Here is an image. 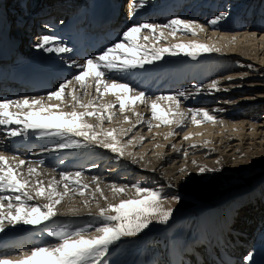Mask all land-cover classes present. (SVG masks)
<instances>
[{
  "label": "bare ground",
  "instance_id": "6f19581e",
  "mask_svg": "<svg viewBox=\"0 0 264 264\" xmlns=\"http://www.w3.org/2000/svg\"><path fill=\"white\" fill-rule=\"evenodd\" d=\"M45 1L48 4L42 3L39 6L38 2L36 5L35 3L29 5L30 10L27 11L25 0H14V4H10L7 0H0V45L7 44L16 49L17 35L19 36L16 26L24 25L27 19L31 20L33 16H36L37 21H40V27H34L36 31L38 30L37 36L34 39H32L33 36H28L26 39L23 36L28 44L26 49L29 53L22 52L21 57L43 60L53 75L65 78L66 82L79 74L81 71L79 66L86 62H80L70 52L49 53L37 47L44 36H50L44 13L34 14L40 7L46 10L53 0ZM149 1H147V5L137 8L132 15L122 14L121 20L132 26L141 23L164 25L171 19L179 17L185 21H196L203 25L204 30L199 31L196 35L178 32L173 36L172 30L166 29L165 38L157 40L152 37L149 30L145 29L138 35L139 43H147L149 47L152 44H156L157 47H170L181 42L195 41L218 48L219 51L199 52L195 59L184 53L176 55L166 53L161 60L146 64L149 66L148 69L137 68L123 72L104 70L105 80L126 83L135 93L144 92L147 101V103H137L135 106L129 105L123 113L120 112L117 104L112 109L116 115L111 121L120 120L119 124H122L120 127L116 125V127L106 129L104 123L108 120H104L101 124L97 118L98 124L102 128L95 130L99 132L115 129L120 144L127 146V149H124V156L121 157L111 149L98 145L77 149H57L55 146L65 142L67 137H41V130L36 132L37 150L29 153L28 146L21 147V149L16 146L20 137L29 138V131L27 130L23 136L11 137L8 135V130L13 127L22 129L23 125L0 124V155L8 157L12 163L24 160L26 163L22 166L21 171L25 175H27L29 167L36 168L39 175L33 174L30 177L31 180L39 179L48 184L55 179L60 181L57 185L58 190L63 191V184L67 181L63 180L62 174L67 172L74 175L76 172H81V184L88 185L81 195L79 185L67 182L71 191L56 206L57 215L48 221L56 227L50 228L49 232L58 227L71 230L85 228L87 229L85 235H98L95 228L104 223L97 219L100 210L107 208L109 204L119 203L121 199L136 198V191L132 185L139 184L148 188L152 181H156L159 187L163 186L162 188L168 186L171 189L178 188L179 191L187 189L195 191L196 176L201 174V167H225L224 165L236 167L242 163L240 160L247 154L249 156L258 154L259 157H262L260 153L264 152V119H256V114L260 113L263 107L264 95L259 96L260 99H258L257 96L251 95L253 94L251 93L253 92L252 86H225V83L242 79L227 75L230 67L233 66L230 61L232 55L250 56L257 66L262 67L263 65L262 68H264V0ZM151 1L154 3L152 4ZM134 2L138 3L139 0H133ZM133 3H130V6ZM159 3L160 9L158 11L153 9ZM166 7L172 11L162 16V11ZM179 8L182 9L178 11ZM10 13L13 16L12 19ZM220 13H227V16L217 25L208 23L213 19L212 16H217ZM9 29L15 30L16 36H13ZM257 35L261 37L257 38ZM144 36H149L150 40L144 41L142 39ZM24 39H20V41ZM56 44L60 45L57 41ZM48 46L53 45H45V47ZM1 70L3 68L0 67ZM213 81L217 82L216 88L210 89L209 85ZM0 82L7 84L5 80H0ZM88 83L90 86L86 90L80 88L75 81L72 85L77 93L86 92V94L84 93L86 98L84 103L93 100L97 95L94 81L89 80ZM59 85L60 82H52V88L44 94H26L18 90L9 93L5 89L2 91L5 92L6 100L15 101L25 98L32 100L43 97L46 103L61 104V101L56 99L48 100L49 93L53 92L51 90L54 88L57 90ZM72 87L65 90V98L67 93L71 95ZM197 88L200 89L199 93L196 91ZM180 92L185 93L184 96L179 97L180 111L185 113L184 123L166 125L153 119L150 108L151 101L163 95ZM66 100L63 101L62 110L72 111V105L68 107ZM115 101V95L108 93L98 102L107 104ZM159 103L167 110V101H159ZM199 109L207 110L215 117V120H204L199 125L193 123L192 112ZM10 110L27 111L28 109L13 107ZM76 110L84 111L85 109L77 108ZM136 113L140 115L138 116ZM125 116L130 119L126 121ZM91 118L86 119L88 123L92 124ZM197 119L202 120V115L197 116ZM138 120L142 122L138 123ZM138 126L141 130H137V137H130ZM142 131H145L144 134ZM185 136H190V138L185 139ZM74 138L83 142V138ZM9 140L10 143H8ZM130 140L131 143H129ZM139 145L141 148L136 150L135 148ZM109 160L115 164L108 170ZM130 171H133V174L129 175ZM136 172L144 174L145 178H133L132 176L136 175ZM146 174L153 178L149 179ZM253 179L251 186L237 190L235 196L211 202L204 201L196 210L198 219L196 232L193 227H189V233L179 235L169 241H165L161 235L157 239L149 237L144 239L146 249H144L143 259L140 260L141 264H264V228L261 227L263 222L259 224L253 215H250L246 222V226H250L247 228L229 222L232 219L231 210L236 207L242 194L250 195L249 199L253 201L249 191L261 186L264 196V172L253 176ZM112 185L125 186L126 191L114 193ZM0 195L14 196L16 194L3 192ZM230 200L233 206L228 204ZM46 202L40 199L29 203ZM163 203L167 204L168 201ZM260 203L261 201L256 204L257 207H260ZM110 214L114 213L110 212ZM238 222L241 224V219ZM39 226L41 225L22 223L9 225L5 222L4 230L0 232V244L5 239H10L9 242L13 245L0 249V257L7 256L13 260L21 259L22 256L19 257L21 254L13 255L11 251L25 242L29 244L36 242L34 248L46 246V239L49 241L51 239L41 234L40 229H30V227ZM44 228L42 227V229ZM28 246H24V248ZM248 256H251L250 261L246 259ZM128 264H138L137 259L129 260Z\"/></svg>",
  "mask_w": 264,
  "mask_h": 264
},
{
  "label": "snow or ice",
  "instance_id": "6c2138e0",
  "mask_svg": "<svg viewBox=\"0 0 264 264\" xmlns=\"http://www.w3.org/2000/svg\"><path fill=\"white\" fill-rule=\"evenodd\" d=\"M147 0H139L133 3V11L143 7ZM227 16V13H220L208 21L211 25H217ZM149 30L155 39H164L165 30L171 29L174 36L178 32L190 33L196 35L203 31V25L196 21H185L179 17L173 18L164 25L141 23L129 27L123 33V39L113 46L104 50L99 56L88 59L85 64L80 65L81 71L75 75L72 80H68L59 85L56 91L49 93L48 100L56 99L61 104H50L44 101V98L29 100H6L0 101V124L2 125H23V128H10L8 135L11 137L23 136L28 129L41 130V137L58 136L67 137L63 143L57 144V149L63 148H86L98 145L100 147L111 149L112 152L124 156V146L120 144L116 130L96 131V125L87 122L88 117H97L101 124L104 120L111 121L116 115L112 111L119 105L120 112L123 113L129 105L135 106L137 103H147L145 93H135L126 83H119L116 80L111 82L104 79L105 71H128L137 68H143L146 64H152L161 60L166 53L173 55L184 53L194 59L199 52L219 51L218 48L201 44L199 42L178 43L170 47H157L152 44L138 42V35L143 30ZM144 41H149V36L142 37ZM45 45H53L45 47ZM38 48L52 53H67L71 51L64 45H57L56 38L44 36L42 41L37 44ZM103 69V70H102ZM231 79V78H229ZM89 80L94 81L96 98L84 103L81 95L77 93L75 87H72L73 81L77 82L82 89H87L90 85ZM216 81L210 85V89H215ZM72 87L71 99L73 101L72 111H63V101L65 99V90ZM197 93L200 89L197 88ZM115 95L116 101L107 104H101L98 101L105 94ZM86 94V92H85ZM185 93L169 94L157 97L151 101V115L153 119L159 120L162 124L177 125L184 123L185 113L180 111L179 97ZM159 101H167L168 108H165ZM28 109L27 111H11V108ZM77 108H83L84 111H78ZM136 115H140L136 113ZM202 115V120L197 116ZM125 116V120H129ZM192 122L199 125L204 120L213 121L215 117L207 110H194L191 115ZM138 123L142 122L140 120ZM151 127V122H148ZM127 134L126 132L124 133ZM83 138V142L80 139ZM103 137V139H101ZM110 138V142H109ZM189 139L190 136H185ZM143 139V138H142ZM132 141L130 140L129 143ZM47 150V149H45ZM14 159V158H13ZM24 160H17L12 163L4 155H0V193L11 192L16 195H0V232L5 228V222L9 225H42L50 221L57 215L56 206L61 203L71 189L69 183L79 185L81 195L83 190L88 187L87 184H81V172L63 173L62 178L67 181L63 184V191L58 190L57 185L60 181L53 179L48 184L30 177L39 175L36 168L29 167L27 175L21 168L25 165ZM205 168L201 167L203 173ZM172 187V185H169ZM136 191V198L121 199L119 203L109 204L107 208L100 210L97 219L104 221L101 226L95 228L98 235H85L87 229L79 228L75 230L65 227H58L50 232V235L56 237L60 242L55 246L35 247L31 249L30 254H22L19 260L0 257V264H100L102 258L107 254L109 245L120 240L121 237L134 236L149 225L155 219L158 223L167 224L172 216L171 208H164L163 200L165 199L161 189L144 188L139 184L132 185ZM114 193H124L125 186L112 185ZM99 191V187L97 188ZM43 199L46 203H29L30 201H39ZM179 199V197H172ZM114 213V214H110ZM251 260V256L246 258Z\"/></svg>",
  "mask_w": 264,
  "mask_h": 264
},
{
  "label": "rangeland",
  "instance_id": "374dc122",
  "mask_svg": "<svg viewBox=\"0 0 264 264\" xmlns=\"http://www.w3.org/2000/svg\"><path fill=\"white\" fill-rule=\"evenodd\" d=\"M10 4H14V0H7ZM154 2H152L153 4ZM34 4V0H32L31 2H29V0H25V9L27 11L30 10L29 5H33ZM18 9H23V8H18ZM213 18L215 16H212ZM10 18L12 19L13 16L10 13ZM257 38H260V35H257ZM26 44V42H25ZM230 61L233 64L232 67H230L229 71L227 72V75H232L235 78L241 77L242 79H237L238 81H230V82H226L225 86H252L251 89L253 90V94L254 96H257L258 99H260L259 96L264 95V68L263 65L262 67L257 66L254 63V60L250 57V56H243V55H232L230 57ZM56 90V88H54L51 91ZM49 91V92H51ZM84 92H81V99L84 102L86 100ZM66 97V103H68V107H70L72 104L71 102V95H69L67 93ZM68 101V102H67ZM70 103V104H69ZM70 105V106H69ZM259 114V115H258ZM256 114V119H264V103H263V107L261 108L260 113ZM92 124L96 125L95 129H101V125L98 124V119L97 117H92ZM120 120H114V121H108L104 123V127H106V129L109 128H113V127H120L122 126V124H119ZM140 127L138 126L135 131L130 135V137H137L138 132L137 130ZM141 130V129H139ZM118 132V131H117ZM143 134L145 131H142ZM128 139V138H126ZM130 139V138H129ZM143 143V142H142ZM142 145V144H140ZM138 146L137 148H135L136 150H138L139 148H141V146ZM124 146V145H123ZM124 149H127V146H124ZM260 155L262 157H259V155H251L249 156V154H247L242 160H240L242 163L238 164V166L236 167H226V165L223 166H218V167H207L205 168V171L201 174H198L196 176V187H195V191L191 190V189H187L186 191H179V189L177 188H169L167 187H159L158 184H156V181H152L151 185H149L148 188L151 189H161L163 192V195L165 197V199L163 200V202L168 201L167 204L163 203L164 208H171L172 211V216L175 215V212H179V211H187L185 212V218L179 222V226L177 227V230L182 227V233H184L186 231V229L188 228V231L186 233H189V227H193V229L195 230V232L197 231L198 228V219H197V208L200 207L203 202H211V201H216V200H222L223 198L229 197V196H235L234 194L237 192V190L242 189V188H248L249 186H251V184L253 183L254 179L253 176H256L258 174H261L264 172V152H261ZM239 161V162H240ZM115 164V162L109 160V166L107 167V169L109 170L110 168L113 167V165ZM211 169V170H210ZM142 173H144L143 171H141ZM132 171H130L129 175H131ZM127 174V173H126ZM138 174V175H137ZM136 175L132 176L133 178H139V174H141L140 172L137 173ZM145 174V173H144ZM141 174L142 177L141 178H145V175ZM149 179H152L153 176L146 174ZM260 187V190H259ZM257 187L255 190H251L249 191L251 195V198L253 199L254 202H252V204H250V199L249 196L247 194L245 195H241L239 197V202L236 204V207L233 208V210H231V217L232 219L229 220L230 224H239L240 226H242V228H247L248 226H246V222L249 218L250 215H256L255 217H262V228H264V203H260V207H257L256 204H258V202H260V200L263 199V193H262V187L259 186ZM188 188V187H186ZM258 193V194H257ZM260 194V195H259ZM248 196V197H247ZM172 197H179V199H171ZM255 198V199H254ZM259 198V199H258ZM171 199V201H169ZM258 199V200H257ZM256 202V203H255ZM228 204H231V206H233L231 200ZM170 205V206H169ZM197 206L195 209H193V207ZM255 211V213H254ZM171 216V217H172ZM184 216V215H183ZM189 220L187 222L186 220ZM243 218V219H242ZM197 219V220H196ZM241 219V224L238 222ZM158 223L155 219H153V222L149 225L148 228L146 229H150L153 228L155 226H157ZM42 227H45L44 229H42ZM56 227V225H52L51 223H49L48 221L44 222L41 226L36 227V228H31L30 229H40L41 230V234H43L44 236H46L47 238H50L51 241L46 239V246L48 247H52L55 246L56 244H58L60 241L57 240L56 237H53L50 235V228H54ZM185 228V229H184ZM144 229L143 231L146 232L147 230ZM164 230V229H163ZM162 229L160 231H163ZM141 231V232H143ZM143 232V233H144ZM140 233V232H139ZM181 233V234H182ZM163 235H165L164 233H162ZM157 235V236H155ZM155 236V237H153ZM160 233L159 231H155L153 233H149L146 236L143 234H136L134 236H132L133 240H139L141 243V250L140 253L138 254V259L137 262H140V260L143 259V254H144V249H146L144 246V239L146 238H150L152 237V239H157L159 238ZM139 241H134L138 247H139ZM117 242V241H116ZM115 242V243H116ZM114 244V243H113ZM111 244V245H113ZM109 245V246H111ZM133 244H125L123 246V248L121 249V253L120 254H124L127 253L128 250L130 249V247ZM134 246V245H133ZM27 248H32L31 246L27 247ZM29 249H25L28 250L25 252L24 250L23 253H20L21 250L18 249L16 251L12 250L11 253L13 255H19L21 254L19 257L22 256V254H25L27 252L30 253L31 250ZM127 249V250H126ZM118 251L116 248H114V246L108 250L107 254L102 258V260L100 261V264H111V260H110V255L112 253L116 254ZM10 254V253H9ZM3 256V255H2ZM10 256V255H8ZM137 256V255H136ZM136 256H134L133 258H136ZM105 258V259H104ZM130 260V259H129ZM129 260L127 262V264L129 263Z\"/></svg>",
  "mask_w": 264,
  "mask_h": 264
}]
</instances>
